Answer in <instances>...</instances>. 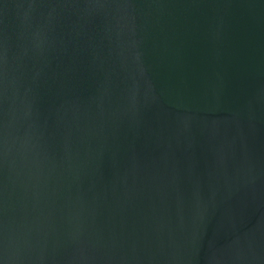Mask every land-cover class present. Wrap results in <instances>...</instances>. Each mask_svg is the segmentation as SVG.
Instances as JSON below:
<instances>
[{
    "label": "water",
    "instance_id": "water-1",
    "mask_svg": "<svg viewBox=\"0 0 264 264\" xmlns=\"http://www.w3.org/2000/svg\"><path fill=\"white\" fill-rule=\"evenodd\" d=\"M0 264H264V0H0Z\"/></svg>",
    "mask_w": 264,
    "mask_h": 264
}]
</instances>
